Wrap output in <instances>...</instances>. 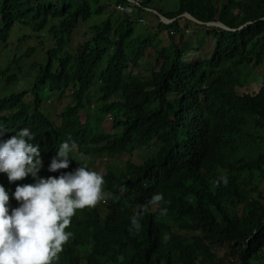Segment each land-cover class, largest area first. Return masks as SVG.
Segmentation results:
<instances>
[{"label":"trees","instance_id":"trees-1","mask_svg":"<svg viewBox=\"0 0 264 264\" xmlns=\"http://www.w3.org/2000/svg\"><path fill=\"white\" fill-rule=\"evenodd\" d=\"M112 5L0 0V143L29 128L46 168L40 178H59L80 164L91 170L92 164L73 159L75 150L85 157H120L159 144L142 166L108 168V211L102 217L97 205L77 210L66 229L72 235L52 264H264V86L251 91L246 74L264 64V0H179L174 11L144 0L136 15L152 14L156 35L168 31L171 38L154 61L144 60L154 48L151 38L137 33L136 20ZM149 9L168 19L189 13L204 23L245 27L229 32L186 18L164 24ZM102 15L107 21L88 28L92 38L75 48L79 25ZM193 26L208 43L184 41ZM19 30L29 34L18 43L47 35L55 44L43 63L35 61L32 83L24 80V63L38 49L13 48ZM142 63L150 66L149 76L128 71ZM63 102L56 124L43 109ZM109 116L121 129L117 135L104 130ZM67 140L76 145L69 168L49 171ZM12 183L0 173V185ZM154 194L164 197L157 206L148 203ZM163 208L168 211L161 216ZM134 214L141 226L130 235Z\"/></svg>","mask_w":264,"mask_h":264},{"label":"clouds","instance_id":"clouds-1","mask_svg":"<svg viewBox=\"0 0 264 264\" xmlns=\"http://www.w3.org/2000/svg\"><path fill=\"white\" fill-rule=\"evenodd\" d=\"M33 139L31 130L23 128L0 143V173L14 182L6 189L0 185V264H52L72 235L66 229L76 211L95 207L105 199L103 175L86 164L59 178H40L41 151ZM75 147L74 141H64L49 171L69 168V153ZM80 158L87 159L83 153ZM220 180L228 183L226 177ZM163 200V194H154L148 203L157 206ZM167 211L161 209L160 215ZM140 218L139 214L132 216L130 235L140 230Z\"/></svg>","mask_w":264,"mask_h":264},{"label":"rangeland","instance_id":"rangeland-1","mask_svg":"<svg viewBox=\"0 0 264 264\" xmlns=\"http://www.w3.org/2000/svg\"><path fill=\"white\" fill-rule=\"evenodd\" d=\"M106 2L107 0H103ZM158 2V5H160L163 9L166 11H174L178 4L179 0H154V2ZM113 3V10L119 14L120 12L116 10V0H112ZM134 22V28L139 34H145L149 36L152 40L154 48H149L146 52V56H144V60L147 59L150 61H154V59L158 56L159 49H162L163 47H168L171 43V38L169 36V32L165 31L163 34L156 35V32L158 31V19L156 17H153L152 14L143 12L141 15L132 14L130 15ZM108 19V16L102 15L100 17H93L87 22L80 24L77 28L74 36H73V45L74 47H78L79 45L84 44L87 40L91 39L93 36V33L90 31H87L88 28L92 27L93 25H101L105 23ZM86 32H88L86 34ZM204 32L202 29H199L196 26H193L189 31L186 32V36L184 38L185 42H188L190 45L198 46V44L201 42L203 45L208 43V39L201 38L199 36V33ZM29 34V32L21 31L19 30V33L17 36H13V42L10 44L13 48H15V45L21 47V51L25 53L30 48H37L38 54L32 55L28 60L25 61L24 65V80H26L28 83H32L36 76L38 75V72L36 71L37 68L34 67L35 61H40L43 63L45 54L53 49L55 47L54 41L49 38L47 35H42L41 38H35L33 35L29 39H26L22 43H18V37L22 34ZM20 34V35H19ZM200 41V42H199ZM155 48H158V50H155ZM214 49V42L210 44L209 47H204L202 49V53L205 55H209ZM156 51V52H155ZM0 61H4V56L0 55ZM143 64V63H142ZM163 64V62L160 63V65ZM149 68L150 66L148 64L140 65H132L130 69L128 70L132 74H135L136 76H149ZM158 68H160L158 66ZM247 77L250 78L249 86L251 91H257L258 88L264 86V64L258 68V69H251L248 68L246 70ZM248 79L245 81L247 82ZM30 99V98H29ZM70 103V99L67 100V104ZM66 105V102L61 103L58 106H53L52 104H48L44 107L43 112L45 115L49 117L50 120L54 123L59 122V117L64 113V106ZM83 120H85L84 114H82ZM104 130L108 134L117 135L120 133L121 129H115L113 127V121L111 116L107 117L103 124ZM159 151V144L157 142H152V144L147 147L143 148L142 150H139L135 152L132 156H118V157H108L104 156L101 158L96 157H87L86 160H82L80 158L81 155H79L76 151L73 152L74 160L85 162L89 165L92 164L91 171H96L102 175L106 174L108 171V168L116 165L120 168H124L125 170L128 167V164L131 163L134 166H142L145 162H147L149 159L153 158ZM46 168L42 165L41 170H45ZM104 193H105V199L97 204V206L100 209L102 217L105 216V212L108 211V206L110 204V200L108 198V192L106 190V186L103 185ZM84 255H86V250L83 251ZM225 250L221 249L218 251L220 256H223Z\"/></svg>","mask_w":264,"mask_h":264},{"label":"water","instance_id":"water-1","mask_svg":"<svg viewBox=\"0 0 264 264\" xmlns=\"http://www.w3.org/2000/svg\"><path fill=\"white\" fill-rule=\"evenodd\" d=\"M150 12L154 13L155 15H157L160 19V21L164 24H171L173 22H175L176 20H181L182 18H186L192 22H194L195 24H198V25H201V26H206V27H209V28H219V29H222V30H225V31H229V32H236V31H239L241 29H243L245 26H242L240 27L239 29H231L229 27H227L225 24L221 23V22H207V23H204L198 19H196L195 17H193L191 14L189 13H185L177 18H174V19H168L166 18L165 16H163L161 13H159L158 11H155V10H150ZM250 24V23H248Z\"/></svg>","mask_w":264,"mask_h":264},{"label":"built area","instance_id":"built-area-1","mask_svg":"<svg viewBox=\"0 0 264 264\" xmlns=\"http://www.w3.org/2000/svg\"><path fill=\"white\" fill-rule=\"evenodd\" d=\"M126 4H117L116 10L122 14L132 15L138 12L137 8H141L144 0H125Z\"/></svg>","mask_w":264,"mask_h":264}]
</instances>
